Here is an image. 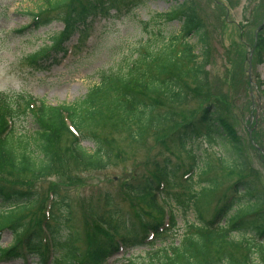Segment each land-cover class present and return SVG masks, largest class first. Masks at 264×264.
I'll return each instance as SVG.
<instances>
[{
  "label": "rangeland",
  "instance_id": "1",
  "mask_svg": "<svg viewBox=\"0 0 264 264\" xmlns=\"http://www.w3.org/2000/svg\"><path fill=\"white\" fill-rule=\"evenodd\" d=\"M44 2L0 0V92L16 97L23 95L26 98L31 96L43 99L52 106L80 102L91 88L100 83L103 73L125 70L147 47L159 50L177 43L178 49H181L183 40L178 36H181L182 21L166 20L161 15L179 5L192 3L204 20L208 34V85L204 90L209 98L201 99L202 91L199 93L194 90L195 84L190 81L191 90L186 87L189 97L179 108L185 114L180 111L178 121L186 124L197 118L207 102L216 101L243 143L246 166L240 172L233 169L237 161L222 139L213 145L205 136L188 140L187 149H193V156L170 136L169 132L177 125L163 134L148 131L140 141L131 137L138 129L134 125L117 126L114 129L109 125H95V130L108 137L107 146L118 149L116 158L105 167H79L73 168L70 174L58 172L32 178L14 175L0 164V179L14 187H31L38 193L35 207L29 212L18 213L14 219L31 223V215L35 214L33 223L38 225L39 219L51 212V205L56 199L66 195L69 197L72 217L66 223V229L77 233L81 251L88 254L94 242L105 235L101 232L95 212H106V193L124 211L132 214L138 211L153 218L158 217L155 210L145 205L150 196L132 194L125 189L124 183L131 178L147 176L154 161H162L167 157L173 166H180L173 190L183 195L181 203L188 200L192 191L195 199L189 210L173 202L172 210H169L175 216V226L167 217L166 208H162L158 215H162L165 209L162 221L165 225L169 223L170 229L164 235L165 239H160L155 247H135L109 258V264H124L127 259L140 263L151 260L162 247L179 245L184 234L193 231L189 226L198 223L199 212L206 219L211 218L229 193V187L236 181L251 180L258 191L264 193V31H260V27L264 26V0H147L134 7L129 0H113L110 9L90 19L92 23L86 33L87 37L76 32L63 45L65 50L56 55L58 60L61 59L59 63H53L50 58L45 64L51 63L50 66L36 69L31 63L32 57L64 29L61 20L35 28L32 13H37ZM25 27L28 29L20 31ZM80 39L82 45L79 48L77 44ZM186 41L193 44L194 52L201 60L205 46L199 42L198 37L193 34ZM17 100L20 101L19 112H22L25 100L19 97ZM191 110H195V113L190 114ZM14 121L18 131L35 128L31 116L20 115ZM87 137L90 136L83 138L81 144L93 151L96 141L94 137ZM192 167L194 177L190 180L186 173ZM212 179L219 183L215 190L210 186ZM24 208V205L17 206V210ZM261 208L264 209V206ZM56 210L57 205L53 211ZM12 216L6 211L0 212V220L3 222ZM233 237L240 238L237 235ZM12 241L13 233L6 230L1 238V246L7 247ZM230 249L239 258L237 263L248 253L244 245ZM0 264L41 263L38 258H34L33 262H24L22 259L10 262L0 260Z\"/></svg>",
  "mask_w": 264,
  "mask_h": 264
},
{
  "label": "trees",
  "instance_id": "2",
  "mask_svg": "<svg viewBox=\"0 0 264 264\" xmlns=\"http://www.w3.org/2000/svg\"><path fill=\"white\" fill-rule=\"evenodd\" d=\"M112 1L45 0L39 11L33 13L35 28L61 20L64 30L54 35L52 44L38 51L32 57L31 63L37 68L43 67V63L60 50L64 42L70 40L76 32L87 37L86 33L92 23L90 19L110 9L113 6ZM129 1L134 7L147 0ZM161 17L182 21L181 36H178L183 40L181 49H178L177 43L159 50L147 47L125 70L103 73L100 83L91 88L80 102L52 106L44 100L19 95V98L25 100V107L19 112L18 97L0 93L2 168L17 176L42 178L58 172L70 174L73 168L105 167L116 158L118 149L107 146L108 137L95 130V125H109L112 129L134 125L138 128L131 134L135 141H140L148 131L163 134L177 125L169 132L170 136L188 153L195 156L193 149H187L188 140L205 136L213 145L222 139L237 161L233 169L239 172L244 170L246 162L243 143L216 101L207 102L200 109L197 118L186 124L178 121V113L181 111L179 108L189 97L186 87L191 90L190 81L195 84L194 90L199 93L202 91L201 99L209 98L204 90L208 85V34L204 20L192 3L179 5ZM260 31H264V26ZM193 34L205 46L201 60L194 52L193 44L186 41ZM81 41L82 39L78 44L79 48ZM181 113L185 114L184 111ZM189 113L193 114L195 110ZM20 115L31 116L35 128L18 131L13 120ZM86 136L94 137L96 141L93 151L87 150L81 144ZM178 170L179 164L173 166L166 157L162 161H154L147 176L131 178L124 183L125 189L130 193L150 196L145 205L155 210L158 217L153 218L138 211L134 214L124 211L106 193V212H95L101 232L105 235L94 242L88 254L81 251L77 233L66 229V223L72 220L68 196L57 198L51 205V212L40 218L38 225L33 223L35 214L31 215V223L22 219L18 221L14 219L18 213L29 212L35 207L38 193L31 187H14L0 179V212L6 211L14 216L5 222L0 220V241L6 230L13 233L12 243L6 248L0 246V260L9 262L22 259L24 262H33L34 258H38L41 264H109V258L121 251L125 253L142 246L155 247L170 229L169 224L165 225L162 221L165 209L162 215H158L162 208H166L167 217L175 226V216L170 213L173 202L184 206V210L193 206V191L183 204V195L173 190L177 184ZM188 173L191 180L194 177L193 167ZM210 186L215 190L219 183L212 179ZM18 205H24L25 208L17 210ZM56 205L57 210L53 211ZM262 206L264 193L258 191L256 184L248 179L238 180L229 187V193L217 206L211 218L206 219L201 212L198 213V223L189 226L193 231L184 234L179 245L171 244L169 247L160 248L148 262L138 263L127 259L124 264H264ZM233 235L240 238L235 239ZM236 245H244L248 252L239 263V258L230 249Z\"/></svg>",
  "mask_w": 264,
  "mask_h": 264
}]
</instances>
